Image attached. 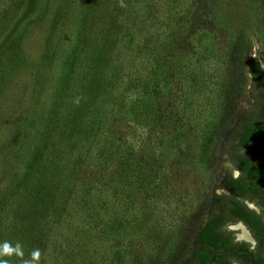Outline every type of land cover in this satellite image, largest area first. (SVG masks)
<instances>
[{
  "label": "rangeland",
  "instance_id": "374dc122",
  "mask_svg": "<svg viewBox=\"0 0 264 264\" xmlns=\"http://www.w3.org/2000/svg\"><path fill=\"white\" fill-rule=\"evenodd\" d=\"M156 1L152 0L153 4H161ZM191 1L169 0L152 16L144 3L139 4L141 20L128 21L133 35L122 38L114 49V70L107 74L113 86L100 96L97 112L100 129L83 147L94 159L113 134L128 139L149 157L139 163L149 168L151 183L140 186V181L122 180L118 195L105 189L104 211L97 209L105 231L102 247L80 233L93 234L100 229L89 215L87 218L86 211L69 208L64 219H51L49 241L56 251L58 244L71 258L73 251L82 249L93 259L99 260L101 255L104 263L111 259V252L121 248L125 264H144L146 251L154 250V264H169L179 223L187 217L186 225L203 206L204 196L218 183L215 176L220 167L238 173L220 154V141L214 140L220 102L215 91L221 83L219 77L226 74L224 49L237 32L247 35L253 55L264 66V33L257 4L252 0L237 4L232 0H199L197 5ZM37 2L14 13L6 0H0V262L6 264H11L12 254L25 250L14 223L16 183L27 175L80 32L85 0ZM189 10L191 19L186 23ZM94 20L97 23L85 29L89 39L102 27L98 16ZM180 27L184 33L175 42L170 34ZM102 39L99 37L97 44H102ZM208 83L213 88H207ZM247 104L245 97L241 108ZM157 107L167 111L165 126L157 124ZM88 160L87 166H98L95 160ZM134 167H128L130 173L123 175H132ZM154 187L156 191L150 190ZM130 195L134 199L129 200ZM149 205H155L159 214L155 212L154 224L165 225L169 231L161 246H150L141 237V230L133 228ZM116 222L119 227L114 226ZM55 255L53 250L40 254L29 264H57Z\"/></svg>",
  "mask_w": 264,
  "mask_h": 264
},
{
  "label": "trees",
  "instance_id": "16d2710c",
  "mask_svg": "<svg viewBox=\"0 0 264 264\" xmlns=\"http://www.w3.org/2000/svg\"><path fill=\"white\" fill-rule=\"evenodd\" d=\"M37 1L6 0V3L16 13L24 5L32 6ZM157 1L161 4H153L152 0H85L81 10L83 18L80 32L55 90L44 128L28 164L27 175L16 183V195L12 202L14 223L25 250L12 254L11 264L32 263L35 259L33 253L37 250L39 255L53 250L57 264H96V261L98 264L124 263L121 248L111 252V259L107 258L104 263L101 255L99 260L88 258L82 249L73 251L71 258L58 248V244L56 251V246L51 247L49 241V224L53 219L58 222L68 216L69 208H76L78 213L86 211L87 218L89 215L100 229L93 234L85 230L80 233L88 237L90 243L101 246L105 231L99 221V210L104 211L101 209L104 207L105 189L118 195L121 193L122 180L128 179L131 183L140 181V184L143 183L140 186L152 181L149 168L145 169L144 164L139 163L148 161L149 157L133 147L126 138L113 134V138H108L94 159L83 147L100 129L97 112L100 96L113 86V83H108L107 74L109 70H114V49L122 38L133 35L128 21L141 20L138 9L140 3H144L149 16L155 15L160 6L169 4V0ZM252 1L257 4L259 23L264 33V0ZM198 2L194 1L196 5ZM232 2L237 4L244 0ZM186 14L187 23L191 19L190 10ZM96 16L102 27L89 39L85 29L97 23L94 20ZM181 30L182 27L171 32L170 36L175 42L182 38L184 31ZM99 37H103L102 44H97ZM226 47V59L223 62L226 74L219 77L221 83L218 91H215L220 102L213 135L214 140L220 141V154L226 156L225 161L231 166L241 167L242 171L238 177H234L231 168L220 167L215 176L218 183L204 196L203 206L190 216L192 220L186 225L183 226L187 217H183L179 223L178 239L168 255L169 264H208L211 254L219 247H224L222 244L225 242L222 241L220 245L221 241L217 238L219 226L233 212L247 215L243 203L247 190H264V168L256 165V161L264 157V66L253 55V45L243 31L234 34ZM76 68L81 71H76ZM209 84L207 88H213ZM129 87L133 89V85ZM245 97L248 104L241 108ZM156 110L157 124L165 126L166 109L157 107ZM114 126L115 123L112 125L115 130ZM88 158L95 160L98 166L93 163L87 166ZM131 166H135L133 174L123 175L124 172L130 173L127 168ZM219 188L223 189L221 193L216 192ZM150 190L156 191V187ZM132 195L129 200L134 199ZM155 212V205L154 208L152 205L145 206L141 211L143 216L140 222H135L133 228L141 230V237L150 246L152 243L161 246L162 242L167 241L169 231L165 225L154 224ZM114 226L119 227L117 222ZM146 252L144 264H154V250Z\"/></svg>",
  "mask_w": 264,
  "mask_h": 264
},
{
  "label": "flooded vegetation",
  "instance_id": "af4514ba",
  "mask_svg": "<svg viewBox=\"0 0 264 264\" xmlns=\"http://www.w3.org/2000/svg\"><path fill=\"white\" fill-rule=\"evenodd\" d=\"M256 165L264 168V157L257 160ZM232 168L238 172L235 175L232 171L233 176L238 177L242 168L239 166ZM244 195L243 203L247 215L242 216L233 212L224 224L219 226L217 238L221 241L220 245L222 241L225 242L222 244L224 247H219L211 254L208 264H264V190H247ZM224 250L238 251L218 253ZM244 250H250V253Z\"/></svg>",
  "mask_w": 264,
  "mask_h": 264
},
{
  "label": "water",
  "instance_id": "95a60500",
  "mask_svg": "<svg viewBox=\"0 0 264 264\" xmlns=\"http://www.w3.org/2000/svg\"><path fill=\"white\" fill-rule=\"evenodd\" d=\"M238 250H224V251H218V253H235L237 252ZM246 251L247 253H250V250H244Z\"/></svg>",
  "mask_w": 264,
  "mask_h": 264
},
{
  "label": "clouds",
  "instance_id": "9594fccd",
  "mask_svg": "<svg viewBox=\"0 0 264 264\" xmlns=\"http://www.w3.org/2000/svg\"><path fill=\"white\" fill-rule=\"evenodd\" d=\"M6 247V246H5ZM39 256V251L37 250V251H35L34 253H33V257L34 258H37ZM0 264H6V262H0Z\"/></svg>",
  "mask_w": 264,
  "mask_h": 264
}]
</instances>
